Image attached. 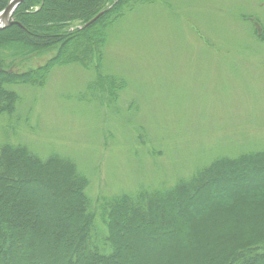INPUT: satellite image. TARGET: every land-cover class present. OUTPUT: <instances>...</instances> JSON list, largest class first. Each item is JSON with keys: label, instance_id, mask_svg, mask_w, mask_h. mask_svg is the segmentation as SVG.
Here are the masks:
<instances>
[{"label": "rangeland", "instance_id": "obj_1", "mask_svg": "<svg viewBox=\"0 0 264 264\" xmlns=\"http://www.w3.org/2000/svg\"><path fill=\"white\" fill-rule=\"evenodd\" d=\"M123 11L100 59L57 64L56 50L30 59L22 70L46 77L13 85L16 113L0 118V141L73 160L93 199L168 188L216 159L264 152V39L254 33L264 0H148ZM100 73L117 81L109 96Z\"/></svg>", "mask_w": 264, "mask_h": 264}, {"label": "trees", "instance_id": "obj_2", "mask_svg": "<svg viewBox=\"0 0 264 264\" xmlns=\"http://www.w3.org/2000/svg\"><path fill=\"white\" fill-rule=\"evenodd\" d=\"M145 1L20 4L16 24L0 30V118L16 113L13 85L43 84L47 73L22 70L39 50H56L57 64L100 59L108 27ZM254 33L264 39L261 26ZM99 79L109 96L117 81ZM2 141L0 264H264V152L216 159L168 188L93 199L73 160Z\"/></svg>", "mask_w": 264, "mask_h": 264}, {"label": "water", "instance_id": "obj_3", "mask_svg": "<svg viewBox=\"0 0 264 264\" xmlns=\"http://www.w3.org/2000/svg\"><path fill=\"white\" fill-rule=\"evenodd\" d=\"M24 1H26V0H11L8 7L2 13H0V16H1L2 14L4 15L6 13V11H9V15L6 17V19L4 21L0 22V30L15 24V17H14L15 12H16L18 6L20 4H22ZM102 13H100L96 18H94L91 22H89L88 25H90V24L94 23L96 20H98L102 16Z\"/></svg>", "mask_w": 264, "mask_h": 264}, {"label": "bare ground", "instance_id": "obj_4", "mask_svg": "<svg viewBox=\"0 0 264 264\" xmlns=\"http://www.w3.org/2000/svg\"><path fill=\"white\" fill-rule=\"evenodd\" d=\"M9 15V11H6V13L0 16V22L4 21L6 19V17Z\"/></svg>", "mask_w": 264, "mask_h": 264}]
</instances>
